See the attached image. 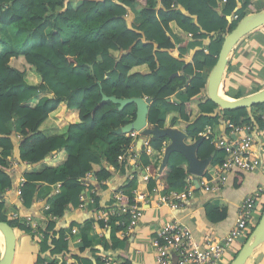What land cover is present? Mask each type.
Wrapping results in <instances>:
<instances>
[{
  "label": "trees",
  "instance_id": "trees-1",
  "mask_svg": "<svg viewBox=\"0 0 264 264\" xmlns=\"http://www.w3.org/2000/svg\"><path fill=\"white\" fill-rule=\"evenodd\" d=\"M220 2H224L221 12ZM252 2L0 0V30L17 27L33 41V47L25 53L8 51L0 55V222L32 234L30 227L9 217L17 211L10 209V202L2 197L13 187L7 158L14 153L17 136V159L19 165L25 164L21 175L24 183L18 190L22 206L30 208L40 187L59 185L58 192L45 202V227L36 230L38 236L34 240L39 251L35 264H67L71 242L65 236L73 226L57 230L50 217L58 219L67 210L79 207L80 197L90 188L83 184L88 174L105 182L113 172L124 170L120 164L125 167L132 155L128 148L137 138L116 136L114 130L134 119L135 107L129 105L117 111L116 105L102 101L101 92L117 99H152L147 116L150 127L182 131L190 141L188 145L204 137L206 128H210L211 136L200 143L196 157H211L210 168L201 180L219 185L215 170L225 156L213 141V135L220 133L219 118L225 126L258 125L264 104L249 110H219L206 96L207 77L225 36L243 17L258 12ZM131 9L138 11V24L127 19ZM189 39L209 40L187 61ZM4 46L7 41L0 34V51ZM175 51L177 57L173 56ZM175 73L178 77L171 78ZM242 90L238 87L232 92L226 84L223 87L224 94L234 99L260 89L250 94ZM178 93L186 100L170 102ZM48 120L57 128H66L64 134L42 132L41 127ZM165 144L166 139L162 138L148 140L149 154L145 145L141 147L137 161L142 169L148 168L150 178L143 180L141 171H133L118 190L129 198L128 203L133 200V190L151 194L158 183L165 192L184 187L189 175L182 155L172 153L164 169H159ZM96 201L94 196L92 208H97ZM263 210L264 205L261 215ZM207 212L217 214L212 220L224 217L223 211L212 206L207 207ZM119 220L111 217L108 221L111 247L122 248L125 244V240L115 242L116 233L122 231ZM98 226L104 228L102 222ZM88 228L82 230L80 252L92 245ZM95 261L102 264L99 258Z\"/></svg>",
  "mask_w": 264,
  "mask_h": 264
},
{
  "label": "crops",
  "instance_id": "crops-1",
  "mask_svg": "<svg viewBox=\"0 0 264 264\" xmlns=\"http://www.w3.org/2000/svg\"><path fill=\"white\" fill-rule=\"evenodd\" d=\"M113 1L119 2L120 0ZM253 3L254 0L252 5ZM223 5L224 2H220L218 11L221 12ZM135 12L138 14L136 9L128 10L127 19L130 23L138 24L140 18L137 17ZM0 34L4 35L7 41H12V32L10 29L1 28ZM28 35L29 34L26 36ZM208 40L209 39L190 40L188 43V53L185 59L187 61L191 60L196 51L201 50L208 45ZM239 43L240 44H237L230 54L227 68L223 76L222 89L226 84V87L229 90H232V92L240 87L243 89V92L245 90L246 93H248L247 87L248 89L254 87L256 90V87H261L263 85L262 83H264V26L245 36ZM173 56L177 57L176 51L173 53ZM232 69L235 70L231 72ZM263 88L264 85L261 89ZM224 96L228 99L234 100V98L225 94ZM185 100L186 98L178 93L169 101L178 104ZM13 124L15 125L14 122ZM219 124L220 133L213 135L214 139H229L226 132L225 121L222 118H219ZM65 129L66 128L63 127L57 128L50 120L41 127V131L48 135H62L64 134ZM144 139L145 138H141L139 135L135 141V155H138L141 147L150 140V138ZM16 140L17 139H14L16 146L14 153L11 157L7 158L8 161H15L18 164L14 170L10 169L13 187L6 190L2 197L10 202V209H14L20 215L31 217L38 224V227L41 226L44 228L46 224L43 216L44 205L46 204V200L54 195L56 187H40L30 208L26 209L22 206L18 197V183L22 172L25 170V164L19 165ZM184 142L187 144L190 141L185 138ZM167 144L168 142H166L163 147L162 157ZM254 153L261 160L260 168L253 172H245L237 168H232L225 173V181L214 191H204V189L199 186L200 179L202 178H195L188 174L189 177L185 180L184 185L186 184V181L191 184L192 195L176 209L157 207L156 202L158 194L164 191V187L161 183L157 184V191L155 193L150 194L139 192L146 196L141 203L143 217L127 237L122 238L120 233H116V243L125 240V244L122 248L118 246L111 247V229L100 228V226L96 224V216L101 211H108L109 209L116 207V204L112 200V196L114 192L118 191L131 177L135 169L134 163L130 160L131 157L128 158L126 164H124L125 167L120 164V167L124 168V170L120 169L113 172L112 177L103 183L96 181L92 176L89 177L87 185L90 188L87 187L88 189L84 196L87 199L93 200L95 196L97 200V208H92L91 205L84 204L83 208L78 207L76 209L67 210L62 217L55 221L57 230H66L71 226H73L72 228L77 229V233L71 237V248L67 253V257L69 258L67 262L72 264H96L95 258H99L101 261V258L105 257L115 259L123 264L126 261L129 264H155V249L152 245L156 236L155 234L163 224L170 221H176L182 226L188 228L196 242H201L203 238L206 237L213 240H219L225 237L235 225L238 207L242 201L259 187H264V144L261 145L258 141L254 146ZM44 162L47 163L48 159H45ZM209 168L210 165L207 167L206 171ZM140 174H143L142 171ZM85 203H87V201ZM208 206L223 211L224 217L222 219L212 220L211 218H215L217 214L211 213L212 215H208ZM260 213L256 215H259L260 217ZM255 216L249 230L257 225V223H255ZM86 227H89L87 232L92 240V245L89 249L80 252L78 249L80 246L76 243V240L80 239L82 230ZM16 232H18V235L16 234L17 242L12 264H35V256L39 251V244L34 240L36 237L18 230H15V233ZM245 241H243V244ZM239 244L240 242L237 243L233 250H230L224 255L223 264H230L229 254L231 251H235ZM104 246H107V249H105ZM263 246L264 244L248 259L246 264H256L254 257L261 252ZM258 260L259 264H263L262 259L259 258ZM168 264H177L175 254L170 255Z\"/></svg>",
  "mask_w": 264,
  "mask_h": 264
},
{
  "label": "built area",
  "instance_id": "built-area-1",
  "mask_svg": "<svg viewBox=\"0 0 264 264\" xmlns=\"http://www.w3.org/2000/svg\"><path fill=\"white\" fill-rule=\"evenodd\" d=\"M237 17L235 16L234 19ZM191 38V35H188ZM260 123L257 125H231L226 126L227 135L229 139L217 138L213 141L216 143V148L225 153L224 159L215 170V177L220 180L218 186H213L211 183L201 181L199 186L206 192L216 190L225 181V173L232 168H237L245 172L256 171L261 166V160L254 153V146L259 141L261 145L264 144V108L259 114ZM140 134L138 132H131L126 134V137L136 139ZM204 138L211 136L210 128H206ZM20 136H17V140ZM146 153H150V148L145 144ZM132 155L130 156L134 163V170L142 171L143 180L150 178L149 170L147 167H139L135 153V142L128 148ZM123 161V160H122ZM17 162L9 161V166L12 170L17 166ZM91 175H87L83 180L84 186H87V180ZM106 182V181H105ZM24 180L20 178L18 183L19 187L22 186ZM103 183V182H102ZM157 186V185H156ZM59 185L56 186L55 192L57 193ZM156 187L151 193H155ZM133 200L128 203L129 198L124 197L121 191L114 192L112 196L113 202L116 204L115 208H111L108 211H101L96 216V224L99 222L104 224V228H109L108 221L111 217L119 218V224L122 227L120 236L125 238L128 234L138 225L143 217V208L141 206L142 201L146 196L140 194L136 190L131 193ZM192 195V186L188 181L180 191H162L158 194L156 205L157 207H167L169 209H176L184 203L188 197ZM82 202L79 208H83L85 205H92L93 199H87L83 195L80 197ZM87 201V203H85ZM264 202V187H259L251 195L246 197L238 207L237 218L232 230L223 238L219 240H213L209 237L203 238L201 242H196L190 230L176 221H170L163 224L156 232L155 239L152 243L154 247L155 264H168L171 254H175L177 258V264H223L224 255L230 250H233L242 237H244L253 222L254 216L261 212ZM48 207L44 205V211H47ZM12 220L21 221L26 227H30L32 236L37 237L36 232L38 224L28 216L20 215L18 212L12 213L9 216ZM54 222L57 220L50 217ZM77 233L76 228L70 229L65 236L67 241H71V237ZM76 243H80V239L76 240ZM102 264H123L120 261L111 258H101ZM47 264V262L43 263ZM67 264H72L68 263Z\"/></svg>",
  "mask_w": 264,
  "mask_h": 264
},
{
  "label": "water",
  "instance_id": "water-1",
  "mask_svg": "<svg viewBox=\"0 0 264 264\" xmlns=\"http://www.w3.org/2000/svg\"><path fill=\"white\" fill-rule=\"evenodd\" d=\"M263 26L264 10H261L243 17L237 26L223 39L216 63L207 77L206 84V96L218 107L219 110H236L242 108L249 110L252 106L264 104V88L240 99L231 100L221 97V95H224L222 89L223 76L226 71L231 52L234 50L236 44L245 36ZM178 75V73H175L171 76V78L178 77ZM101 99L104 102L116 105L117 111H122L129 105H133L135 107L134 119L126 125L114 130V135L122 136L133 131L138 132L141 138H150L151 141L161 138L166 139L168 144L163 151V157L159 167L160 171H162L167 165L170 155L172 153H178L187 161L189 175L195 178L203 177L207 167L210 165L211 157L200 160L196 157V150L200 143L204 140V137H201L194 143L188 145L184 142L186 135L182 131L171 128L159 129L157 127H150L147 116L152 99L142 97L117 99L116 97H107L102 92ZM0 232L2 233L5 241L3 248H0V264H12L17 242L15 230L7 223L0 222ZM263 244L264 210L254 230L230 264H246L248 259Z\"/></svg>",
  "mask_w": 264,
  "mask_h": 264
},
{
  "label": "rangeland",
  "instance_id": "rangeland-1",
  "mask_svg": "<svg viewBox=\"0 0 264 264\" xmlns=\"http://www.w3.org/2000/svg\"><path fill=\"white\" fill-rule=\"evenodd\" d=\"M262 5H263V1L262 0H254L253 7H254V9L256 11H261L262 10ZM135 14L137 15V17H139V15L136 12H135ZM10 30L12 32V34H11L12 41H7L6 37L4 36V40L7 41V46H4L3 48H1L0 55L6 53L8 51H15V52H18V53H25L28 50H31V48L33 47V41H32L31 38H28L26 35H22L23 32H21V30L19 28H17V27H11ZM239 42L237 43L238 45L240 44ZM237 44H236V46H237ZM210 71H209V73H210ZM209 73H208V75H209ZM262 84L264 85V83H262ZM263 85L261 87L258 86L256 88L261 89L263 87ZM254 91H255L254 87H251L250 89H248V87H247V92L249 94L253 93ZM244 92L246 93L245 90H244ZM8 220H10V219L8 218ZM259 220H260L259 215H256L255 216V223H257ZM250 232H251V230H249L248 233L244 237H242L240 239V241H239L240 244L238 245L236 250L235 251H231V253L229 254L230 255V257H229L230 263L236 257V255L238 254V251L243 246V241L247 240V238H248L247 235L250 234ZM16 234L18 235V232H16ZM0 248H1V246H0ZM259 258L263 260V264H264V246H263L261 252L257 256L254 257V261L256 262V264H259L258 263L259 262V260H258ZM226 264H229V263H226Z\"/></svg>",
  "mask_w": 264,
  "mask_h": 264
},
{
  "label": "bare ground",
  "instance_id": "bare-ground-1",
  "mask_svg": "<svg viewBox=\"0 0 264 264\" xmlns=\"http://www.w3.org/2000/svg\"><path fill=\"white\" fill-rule=\"evenodd\" d=\"M220 95H221V94H220ZM221 97L227 99V97H225L224 95H221ZM213 191H214V190H213ZM4 243H5V241H4V237H3L2 233L0 232V246H2L1 248H3Z\"/></svg>",
  "mask_w": 264,
  "mask_h": 264
}]
</instances>
